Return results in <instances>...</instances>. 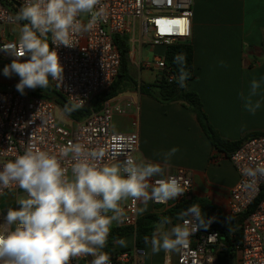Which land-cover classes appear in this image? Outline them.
I'll list each match as a JSON object with an SVG mask.
<instances>
[{"label": "clouds", "instance_id": "obj_1", "mask_svg": "<svg viewBox=\"0 0 264 264\" xmlns=\"http://www.w3.org/2000/svg\"><path fill=\"white\" fill-rule=\"evenodd\" d=\"M101 0H28L14 16L9 17L18 26V41L3 45L16 57L3 69L5 76L20 77L16 89L22 95L25 89H46L49 78L61 81L63 66L56 50L48 43L49 34L56 46H73L74 34H85L106 18ZM87 16V22L80 17ZM28 57L27 60H21ZM178 66L176 82L185 87L190 77L186 70V55L173 58ZM224 66V62H220ZM264 77L251 79L247 93L239 94L244 108L255 115L264 104L261 93ZM259 97V98H258ZM80 103H67L63 112L71 115ZM179 149L171 148L161 155L163 165L151 160L137 162L127 156L117 163L100 164L103 152L88 151L81 143H70L62 148L61 158H69L70 169L61 159L31 146L23 154L0 166V195L12 185L26 195L18 197V208L9 207L0 223V264H72L82 257H92L89 264H111L103 249L113 223L124 222L123 201L132 199L143 206L138 215L147 211L148 202L167 203L176 200L187 190L174 176L164 178L165 165ZM243 174L249 178L246 186L254 187L264 177V165L246 167ZM153 177H160L153 181ZM150 181H153L150 183ZM174 226L169 217H162L155 225L151 238L144 236L150 252L146 258L158 254L178 252L186 247L195 232L207 230L214 217H207L198 204L182 210ZM114 244L128 247L124 238Z\"/></svg>", "mask_w": 264, "mask_h": 264}, {"label": "built area", "instance_id": "obj_2", "mask_svg": "<svg viewBox=\"0 0 264 264\" xmlns=\"http://www.w3.org/2000/svg\"><path fill=\"white\" fill-rule=\"evenodd\" d=\"M28 0H0V61L11 64L16 57L3 49V45L16 43L10 27L9 17L14 16ZM106 9V18L94 29L72 37L73 46L48 43L57 51L63 66L61 81L52 80L54 88L71 103H80L79 109L92 108L97 96L113 84L121 67V54L115 37L133 33L139 28L141 38L152 44L165 45L177 41H189L192 37L193 0H101ZM87 22V16H81ZM170 29V30H166ZM23 57L21 60H27ZM142 66L167 69L164 57H155L154 65L148 61ZM55 101L35 96L32 89H25L22 95L16 85L0 90V166L31 146L34 150L46 151L61 159L64 167L70 169L69 158H61L62 148L70 143H81L88 151L103 152L100 164L117 163L130 156L136 159L139 149V121L131 119V130L117 131L114 123L117 117L138 115L140 105L131 93H121L103 102L102 109L93 111L81 121L68 119L63 122L57 115ZM235 167L239 179L231 189L228 210L234 217L246 214L242 225L241 241H233L234 255L222 262L219 256L228 251L216 230L197 231L189 238L186 247L177 252L165 253L163 264H264V197L250 211L264 187V177H259L254 187L246 186L249 178L243 174L246 167L264 165V136L245 141L228 157ZM180 180L187 190L176 200L167 203L151 201L162 211L170 209L193 192L192 176L188 169L179 167L168 175ZM167 176V177H168ZM166 178V177H164ZM158 178H153V181ZM153 181H150L153 182ZM26 195L18 186L12 185L4 194ZM139 201L129 199L122 208L126 214L121 226L136 229L141 207ZM2 215L1 221L4 222ZM178 223L182 221L178 220ZM146 249L118 250L110 256L111 264H145ZM92 257H82L72 264H89Z\"/></svg>", "mask_w": 264, "mask_h": 264}, {"label": "crops", "instance_id": "obj_3", "mask_svg": "<svg viewBox=\"0 0 264 264\" xmlns=\"http://www.w3.org/2000/svg\"><path fill=\"white\" fill-rule=\"evenodd\" d=\"M16 29L18 26L10 27L14 33ZM131 34L130 62L134 64V75L131 74L139 83H152L161 71L141 65L145 62L143 47L152 45L159 55L156 57H164L167 45L143 40L139 28ZM189 42L194 48L195 77L187 84L186 90L200 95L213 127L229 141H238L254 132L264 133V104L253 115L244 108L239 98L241 92L247 93L251 79L264 77V0H193L192 37ZM221 61L224 66H221ZM126 93L134 95L140 105V113L117 117L114 126L121 131L116 127L118 123L126 129L122 132H128L132 129L131 119L139 121L137 162L151 160L163 165L162 156L157 154L177 147L179 151L165 165L164 177L179 167L188 169L194 196L206 197L227 209L230 191L239 176L229 158L212 146L197 115L179 102L161 104L138 91ZM261 93L264 94V85ZM15 196L20 195L5 194L0 198V206L3 201H10ZM127 202L123 201L121 207ZM147 208L150 210L142 215L162 212L150 201ZM177 223L178 220L169 227ZM117 248H135V234L132 247ZM146 251L150 252L149 245ZM155 255L145 258V264H163L165 252L161 251L157 258Z\"/></svg>", "mask_w": 264, "mask_h": 264}, {"label": "trees", "instance_id": "obj_4", "mask_svg": "<svg viewBox=\"0 0 264 264\" xmlns=\"http://www.w3.org/2000/svg\"><path fill=\"white\" fill-rule=\"evenodd\" d=\"M115 43L121 54V67L117 78L113 84L105 92L97 96L92 108L77 109L71 115L65 114L69 119L75 121H81L93 111L98 112L102 109L103 102L109 98H112L118 94L126 92L138 91L143 95L152 97L161 104H170L173 102H179L187 109L193 111L208 136L212 146L221 153H224L227 157L238 149L245 141L258 136H264L263 132H254L246 135L238 141H229L224 139L218 131L210 123L208 115L204 110L202 99L200 95L194 91L186 90L187 84L195 77L194 67V48L189 41H177L167 45L166 53L164 55L167 69L161 71L156 80L152 83L138 82L136 78L130 72V51L131 45L126 35L115 37ZM183 53L186 55V70L190 73V77L185 81L186 86L180 87L176 82L178 76V66L173 63V58L176 54ZM32 93L35 96L51 99L56 102L58 107L63 111L65 104L69 103L68 100L58 92L49 78V87L46 89H32ZM264 197V187L257 201L252 205L253 210L257 204ZM192 204H198L205 215L209 218L214 217L213 223L207 230H216L219 232L222 241L227 244L228 251L219 256V260L222 262L227 261L228 256H233L234 245L233 241L239 242L242 238L241 225L246 216L234 217L230 214L229 210L219 205L214 204L206 197L194 196L193 192L189 198H185L175 206L162 212H151L142 215L137 222L136 229L124 226L112 227L110 235L108 237V243L103 249L104 252L112 256L115 251L128 250L118 249L114 244V240L117 238H126L135 234V247L138 249H146L147 245L144 243L143 237L149 236L151 238L152 232L155 229V225L159 220L167 216L174 223L178 214L188 208Z\"/></svg>", "mask_w": 264, "mask_h": 264}, {"label": "rangeland", "instance_id": "obj_5", "mask_svg": "<svg viewBox=\"0 0 264 264\" xmlns=\"http://www.w3.org/2000/svg\"><path fill=\"white\" fill-rule=\"evenodd\" d=\"M16 34H15V37H17L18 38V29H16ZM138 36H139V33H138ZM126 37L128 38V39H130L131 37H132V34L131 33H127L126 34ZM134 46H132V48H133ZM156 56H159L158 55V53L155 51V49H153V47H152V45H144V47H143V53H142V57H143V59L145 60V61H148L149 63H151L152 65H154V58L156 57ZM133 57V60H134V55L132 56ZM138 58V57H137ZM7 65H10V63L9 64H6V63H4V62H1L0 61V75H4L3 74V69H4V67L5 66H7ZM130 72L134 75V64L131 62V65H130ZM7 77H9V76H7ZM10 77H14V78H16L17 80H18V82H19V79H20V77L18 76V75H16L15 73H13ZM14 87L15 85H0V90H5V89H7L8 87ZM57 115H58V117H59V119L61 120V121H63V122H68V117L65 115V113L62 111V109L60 108V107H58V110H57ZM118 123H116V127H117V129L118 130H121V131H123V130H126L122 125L121 126H118L117 125ZM24 195H20V196H15L16 198H13V199H11L10 201L8 200V201H3L4 202V204H2L1 206H0V215H6V213H7V210H8V208L9 207H14V208H18L19 206L15 203L16 202V199L18 198V197H23ZM125 202V201H124ZM18 206V207H17ZM148 209V208H147ZM150 210V208L147 210V211H149ZM115 226H117V224L114 222L113 223V225H112V227H115ZM173 226V225H172ZM169 227V226H168ZM124 239H126L127 240V242H128V246L129 247H132L133 246V244H134V234L133 235H131V236H129V237H126V238H124ZM118 246V245H117ZM119 247V246H118ZM158 254H160V252L158 253ZM158 254H156L155 256H156V258L158 257ZM175 254H176V252H172V255L173 256H175ZM174 260H176V256L174 257Z\"/></svg>", "mask_w": 264, "mask_h": 264}, {"label": "water", "instance_id": "obj_6", "mask_svg": "<svg viewBox=\"0 0 264 264\" xmlns=\"http://www.w3.org/2000/svg\"><path fill=\"white\" fill-rule=\"evenodd\" d=\"M18 80L14 77H7L5 75H0V85H16Z\"/></svg>", "mask_w": 264, "mask_h": 264}, {"label": "snow or ice", "instance_id": "obj_7", "mask_svg": "<svg viewBox=\"0 0 264 264\" xmlns=\"http://www.w3.org/2000/svg\"><path fill=\"white\" fill-rule=\"evenodd\" d=\"M166 30H170V29H166Z\"/></svg>", "mask_w": 264, "mask_h": 264}]
</instances>
